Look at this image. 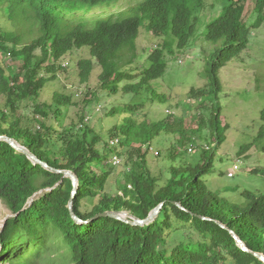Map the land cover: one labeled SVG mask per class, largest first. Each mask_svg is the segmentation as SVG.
Wrapping results in <instances>:
<instances>
[{
    "label": "trees",
    "instance_id": "16d2710c",
    "mask_svg": "<svg viewBox=\"0 0 264 264\" xmlns=\"http://www.w3.org/2000/svg\"><path fill=\"white\" fill-rule=\"evenodd\" d=\"M118 1L0 0V12L13 26L12 31H0V52L17 64L0 65V98L4 100L0 136L13 139L48 166L72 172L78 183L72 196L71 179L33 164L0 140V200L12 214L0 231V263L263 264L252 252L264 255V193L243 190L242 201L232 202L209 190L204 178L212 154L206 150L194 155L192 162L171 167L169 177L160 184L148 168L147 153L161 133L177 134L181 146L194 145L200 137L193 135L208 129L216 147L224 141L227 127L220 121L219 70L245 50L251 30L264 22V0H254L251 26L243 19L249 0H221L225 5L220 16L207 25L205 40L221 46L208 61L207 85L188 93V98L200 102L198 111L211 109L207 120L199 112L190 136L181 120L136 124L128 118L115 127L119 140L114 148L108 143L98 148L102 138L84 126L81 136L67 138L63 151L56 154L51 147V127L41 124L34 130L22 127L19 119L10 121L18 102L38 99L46 83L55 80L58 61L73 49L86 48L90 55L77 62L79 82L89 81L96 62L100 89L117 94L120 83L132 80L130 71L123 69L134 63L139 30L145 26L162 43L148 55L149 65L138 76V83L121 89L138 95L147 83L163 76L166 53L186 48L208 7L205 0H139L120 13L93 22L77 21L73 15ZM209 7L213 11L216 5L212 2ZM70 105L71 97L54 93L51 105L37 104L34 111L43 120L52 121ZM259 118L264 124V108ZM69 132L58 133L55 139L65 140ZM263 137L264 125L253 142ZM251 146L247 144L241 151ZM110 155L126 157L123 182L114 195L105 191L113 172L106 167ZM71 199L73 213L82 221L103 212H127L145 219L161 203L163 206L154 221L144 226L109 217L79 224L68 210ZM93 199L90 210L82 211V202ZM229 231L248 251L237 246Z\"/></svg>",
    "mask_w": 264,
    "mask_h": 264
},
{
    "label": "rangeland",
    "instance_id": "374dc122",
    "mask_svg": "<svg viewBox=\"0 0 264 264\" xmlns=\"http://www.w3.org/2000/svg\"><path fill=\"white\" fill-rule=\"evenodd\" d=\"M138 1L119 0L115 4L95 7L73 15L77 21L93 22L120 13ZM206 1L208 7L203 11L195 34L186 48L182 50L175 48L171 54L166 53L163 76L147 83L138 95L125 94L121 89L128 83H138L140 80L138 76L149 65L148 55L162 43V39L153 37L146 31L145 26L139 30L136 41L137 57L134 63L123 69L130 71L132 80L120 83L117 94L113 95L100 89L98 81L100 67L94 60V69L89 81L85 84L79 82L77 62L83 58H90V55L86 48L73 49L58 61L60 69L55 74V80L46 83L38 99L30 98L18 102L15 116H9L10 121L19 119L22 127L34 130H38L41 124L51 127L49 133L52 138L51 147L56 154L63 151L67 138L80 137L84 126L102 138L98 148H102L105 143H108L109 148H114L116 144L111 145V142L119 140L115 127L125 124L124 121L128 118L136 124L143 121L155 123L167 119L181 120L183 129L190 136V131L197 127L199 112L207 120L211 109L209 107L207 111H198L200 102L188 98V93L192 88L198 89L207 85L208 61L221 46L220 42L218 44L207 42L205 33L207 25L220 16L225 3L221 0L218 4L216 0ZM212 2L216 5L213 11L209 7ZM253 7L254 0H249L245 5L243 19L249 26L255 20ZM12 30V23L0 12V31L5 33ZM29 40L30 38L25 41ZM8 58L0 52V65L6 63L17 65ZM219 79L222 85V91L218 95L220 121L227 127L223 134L224 141L216 147L209 129L205 130L193 135L200 138H196L195 144L193 143L195 152L188 154L185 149H188L189 144L178 145L177 134L161 133L150 145L147 165L151 174L160 180V184H164L171 167H180L192 162L194 155L208 147L209 150L206 151L212 154L210 171L204 178L208 189L229 201L241 202L243 190L264 193V137L253 142L259 129L264 125L259 118L260 111L264 108V22L259 28L251 30L245 50L219 70ZM54 93L71 97L72 105L63 107L57 119L45 121L35 113L34 106L51 105ZM3 103L4 100L0 98V109L3 108ZM110 113L112 114L109 115ZM67 129H70V132L65 140L55 139L60 136L58 133L62 135ZM250 143L252 146L242 152L241 147ZM111 158L112 155L107 159L106 167H111L113 172L107 181L105 191L114 195L123 182L126 157H119L121 163L116 167L110 163ZM234 165L238 166V170L229 178L228 173L233 172ZM251 171H256L257 174ZM95 201L96 199L84 200L81 210H90ZM121 214L127 220L132 219L127 212ZM11 217V212L0 200V231L5 221Z\"/></svg>",
    "mask_w": 264,
    "mask_h": 264
},
{
    "label": "water",
    "instance_id": "95a60500",
    "mask_svg": "<svg viewBox=\"0 0 264 264\" xmlns=\"http://www.w3.org/2000/svg\"><path fill=\"white\" fill-rule=\"evenodd\" d=\"M0 140L6 142L10 147H12L17 152H20L22 154H25L27 156V158L33 164L39 165L40 167H42L43 169H45V170H47L49 172H52V173H55V174H59V175H63L64 177L71 179L72 187H73L72 196L75 194V192H76V190L78 188V183H77L76 176L72 172H70V171H63V170H57V169H54V168L48 166L46 163L42 162L41 160H39L38 158H36L34 155H32L31 153H29V151L27 149H25L24 147L20 146L19 144H17V142H15L11 138H8L7 136H0ZM72 204H73V201L71 199L69 201V203H68V210H69V213H70L71 218L74 220L75 223L87 224L88 222H90V221H92L94 219L96 220L98 218L109 217V218H112V219L121 221L123 223L130 224L132 226H144V225H147V224L152 223L154 221V219L157 217V215L159 214V212H160V210H161V208L163 206V203H161L145 219H137V218H134V217L130 216L132 219H130V220L128 219L127 220V219H125L122 216L121 212L120 213H118V212H103L101 214H98V215L94 216L89 221H82L79 218H77L75 216V214L73 213ZM178 207H180V206L178 205ZM202 219H205V218H202ZM3 226H4V224H3ZM229 232H230L231 236L233 237V239L236 241L237 246H239L243 251H248L247 248H246V246H245V244L235 235V233L233 231H229ZM252 255L254 257H256L258 260H260L264 264V255L263 254L253 253L252 252Z\"/></svg>",
    "mask_w": 264,
    "mask_h": 264
},
{
    "label": "built area",
    "instance_id": "2783aa9c",
    "mask_svg": "<svg viewBox=\"0 0 264 264\" xmlns=\"http://www.w3.org/2000/svg\"><path fill=\"white\" fill-rule=\"evenodd\" d=\"M112 144H118V141H115V143L114 142H111V145ZM206 150H209V148L208 147H206L205 148ZM188 152L190 153V154H192L194 151H193V145H189L188 146ZM110 163L114 166V167H116V166H119L120 165V163H121V160H120V158H119V156H117V155H113L112 156V158H111V160H110ZM238 170V166L237 165H234L233 166V172H229L228 173V177L229 178H232L233 176H234V172H236Z\"/></svg>",
    "mask_w": 264,
    "mask_h": 264
}]
</instances>
